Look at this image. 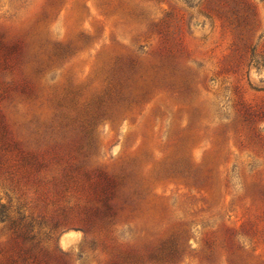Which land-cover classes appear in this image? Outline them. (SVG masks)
<instances>
[{
	"label": "rangeland",
	"instance_id": "obj_1",
	"mask_svg": "<svg viewBox=\"0 0 264 264\" xmlns=\"http://www.w3.org/2000/svg\"><path fill=\"white\" fill-rule=\"evenodd\" d=\"M0 264H264V0H0Z\"/></svg>",
	"mask_w": 264,
	"mask_h": 264
},
{
	"label": "trees",
	"instance_id": "obj_2",
	"mask_svg": "<svg viewBox=\"0 0 264 264\" xmlns=\"http://www.w3.org/2000/svg\"><path fill=\"white\" fill-rule=\"evenodd\" d=\"M0 207H4V205L2 203H0Z\"/></svg>",
	"mask_w": 264,
	"mask_h": 264
}]
</instances>
